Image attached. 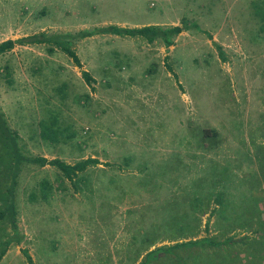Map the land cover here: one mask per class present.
Returning <instances> with one entry per match:
<instances>
[{"label": "rangeland", "instance_id": "1", "mask_svg": "<svg viewBox=\"0 0 264 264\" xmlns=\"http://www.w3.org/2000/svg\"><path fill=\"white\" fill-rule=\"evenodd\" d=\"M262 16L264 0H0V43L57 35L81 65L53 43L16 44L0 56V113L26 160L16 165L0 128V212L13 201L20 236L7 247L11 229L0 220V264H28L23 250L33 264H139L155 248L205 237H246L239 250L257 248L251 241L264 236ZM183 21L199 29L168 48L159 39L83 37L108 26ZM50 124L57 133L43 140L41 127ZM205 130L218 136L204 139ZM36 158L99 164L69 181L54 166L27 161ZM173 254L181 258L160 263L195 264L212 249Z\"/></svg>", "mask_w": 264, "mask_h": 264}, {"label": "trees", "instance_id": "2", "mask_svg": "<svg viewBox=\"0 0 264 264\" xmlns=\"http://www.w3.org/2000/svg\"><path fill=\"white\" fill-rule=\"evenodd\" d=\"M262 17L264 18V16ZM182 24H183L182 26H174V27H168V28H162L159 26H145L142 28H135V29H124V28H119L116 26H108V27L98 28L93 31L85 32L83 33V37H91V36L98 35V34H111L115 36H127L131 38L138 37V38L144 39L148 43H152L154 40L159 39L163 42L164 46L168 48L172 46L173 38L178 36L180 33L187 31L190 28H196L197 30L199 29L195 23H190L189 25H187L183 21ZM63 39L65 40V38L60 39V37L57 35L48 37L45 33H39V34H35L29 37H25L17 41L7 40V41L0 43V56H3L4 54L10 52L16 44L18 45L47 44L48 45L50 43H53L54 47L59 48L63 53L67 54L68 57H70L71 60L74 62V64L77 67H80L81 65H80L77 55L70 48L71 43L65 42ZM52 50H53L52 47L48 48L49 53L53 52ZM82 76L88 83H90L89 76L86 72H83ZM0 128L4 136L8 140H11V142L13 143L12 145L15 149L16 165L20 162L21 159L24 161L25 158L21 157L17 153L16 143L14 139L10 138L11 135L3 119L2 113H0ZM50 130L57 133L56 130H53V125L50 124L49 127L42 125L40 136L43 140L44 138L46 139L49 136V135H46V133H52ZM206 132L207 131L205 130L204 135H203L204 139L216 138L218 136L216 135V132L214 131H210V130L208 131L209 133H211V135H206ZM57 137H58L57 135H56V138L52 136L53 143L57 142ZM27 161L33 164H38L41 167L46 166V165L54 166L62 174V176L69 181H73L74 178H76L78 174L85 172V170L89 166L99 164V161L96 159L82 160V161L75 163L74 165L66 164L63 161H60L58 159H53V160L48 161L45 158H36V159H29V160L27 159ZM15 178H16V175L14 174V179ZM46 187H44V185L42 184L41 188L43 189V192H46L47 190ZM216 200H217L216 202L220 201L218 197ZM4 219L7 220V222L9 223L11 233H12L11 239L6 243L7 247L11 244V242H15L17 245L20 244V240H19L20 236H19V230H18L17 220H16V211L13 206V201H9L5 209L0 212V220H4ZM245 238L246 237H243L239 240H234L231 237H229L227 239H224L223 241H219L216 239L205 237L197 241L194 240V241H188V242L181 243V244H175L167 248L158 247V248H155L149 251L143 257V260L139 264H161L160 260L162 258H165L166 256L168 257L174 256L173 258L177 261L178 259L181 258V255L177 256L173 254V251L177 249H184V250H192V249L203 250L204 249L205 250V248L206 250L212 249V257H206L204 260L198 259L196 263L194 262L195 259H193V262L195 264H264V251L259 257V259L261 260L256 259L257 256L259 255L258 250L264 249V236L260 235L259 233L257 234L258 240L255 242L251 241V245L253 244L258 245L257 248L249 247L250 249L248 250L245 249L243 251H240L238 248V245L243 243L245 241ZM22 252L26 258L27 263L33 264V260L30 257V255L27 253V251L23 250ZM199 253L201 254V251ZM241 253H244L243 256H245L246 259L248 257V259L245 260L241 258L240 257ZM4 254H5V250H2L0 252V261L2 257L4 256ZM250 254L252 257L249 256ZM191 256H193L192 253H191Z\"/></svg>", "mask_w": 264, "mask_h": 264}, {"label": "crops", "instance_id": "3", "mask_svg": "<svg viewBox=\"0 0 264 264\" xmlns=\"http://www.w3.org/2000/svg\"><path fill=\"white\" fill-rule=\"evenodd\" d=\"M7 243V242H6ZM6 243H4V244H6ZM0 244H3V242H0ZM0 252H1V250H0Z\"/></svg>", "mask_w": 264, "mask_h": 264}]
</instances>
